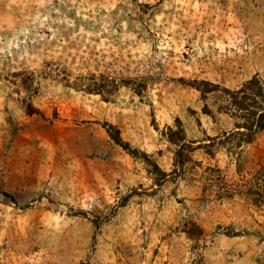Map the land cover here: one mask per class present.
Wrapping results in <instances>:
<instances>
[{"label": "rangeland", "instance_id": "1", "mask_svg": "<svg viewBox=\"0 0 264 264\" xmlns=\"http://www.w3.org/2000/svg\"><path fill=\"white\" fill-rule=\"evenodd\" d=\"M253 76L264 0H0V264H264V131L190 85Z\"/></svg>", "mask_w": 264, "mask_h": 264}, {"label": "trees", "instance_id": "2", "mask_svg": "<svg viewBox=\"0 0 264 264\" xmlns=\"http://www.w3.org/2000/svg\"><path fill=\"white\" fill-rule=\"evenodd\" d=\"M79 81H81V79H79ZM190 85L201 94L202 99H205L208 93L218 92L223 94L225 105L222 111L229 115L230 118L234 119V129L231 133L226 134L229 143L233 144V142H235L233 144L234 147L241 148L243 145L251 144L256 136L264 131V82L257 76L251 77L236 90L220 88V86L210 82L191 81ZM78 89L91 94L96 93L102 99H105V95L113 91L110 89L107 80L96 84L89 83L85 86H79ZM203 109L205 114L211 115V112H208L206 106H204ZM107 132L118 146L128 151L130 155L138 157V151L130 149L128 144L123 143L120 138L112 134L110 130H107ZM166 136L169 141L177 147L174 153V168L169 174L162 171L157 164L149 162L146 154H142L144 161L149 167L150 173L154 176L155 184L158 186L171 174L174 173L177 175L179 169L186 160L187 149L188 151L191 149L190 146L184 142V131L179 120H176L174 127H167ZM2 195L11 200L8 194L2 193Z\"/></svg>", "mask_w": 264, "mask_h": 264}]
</instances>
